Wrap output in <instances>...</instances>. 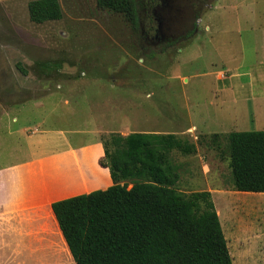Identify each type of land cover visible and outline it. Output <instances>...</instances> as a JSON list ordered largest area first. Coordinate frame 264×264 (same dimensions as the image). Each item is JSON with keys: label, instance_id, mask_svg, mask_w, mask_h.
I'll return each instance as SVG.
<instances>
[{"label": "rangeland", "instance_id": "obj_1", "mask_svg": "<svg viewBox=\"0 0 264 264\" xmlns=\"http://www.w3.org/2000/svg\"><path fill=\"white\" fill-rule=\"evenodd\" d=\"M29 1L0 0V164L29 141L60 150L100 140L111 150L114 133H174L196 149L171 152L175 188L213 193L234 264H259L233 234L235 200L247 192L234 189L227 135L264 129V0H209L196 32L172 45L144 39L157 23L141 33L95 0H58L62 17L42 23L30 20ZM225 69L238 76L223 81ZM228 84L237 87L223 92ZM10 254L0 246V261Z\"/></svg>", "mask_w": 264, "mask_h": 264}, {"label": "trees", "instance_id": "obj_2", "mask_svg": "<svg viewBox=\"0 0 264 264\" xmlns=\"http://www.w3.org/2000/svg\"><path fill=\"white\" fill-rule=\"evenodd\" d=\"M139 28L136 0H95ZM31 21L62 17L58 0H32ZM234 189L264 192V129L227 135ZM100 165L112 184L52 203L76 264H233L211 192L175 188L171 152H195L174 133L112 134Z\"/></svg>", "mask_w": 264, "mask_h": 264}, {"label": "crops", "instance_id": "obj_3", "mask_svg": "<svg viewBox=\"0 0 264 264\" xmlns=\"http://www.w3.org/2000/svg\"><path fill=\"white\" fill-rule=\"evenodd\" d=\"M237 76V70L225 69L222 79L232 80ZM236 87L223 85V92H233L230 89ZM40 138L34 141L41 143ZM29 143V149L15 151L20 153L18 158L11 154L8 161L0 164V246L11 252L0 264H76L52 203L106 189L112 184L109 169L100 165L103 143L95 140L76 147L68 144L60 150L42 146L38 150L32 147L33 142ZM22 151L26 152L22 155ZM225 197V193H220V199ZM219 220L223 230L220 217ZM233 220L239 251L260 253L259 264H264V192L239 193ZM223 233L225 236L224 230ZM54 234L61 242V250L54 241ZM225 239L227 242L226 236Z\"/></svg>", "mask_w": 264, "mask_h": 264}, {"label": "flooded vegetation", "instance_id": "obj_4", "mask_svg": "<svg viewBox=\"0 0 264 264\" xmlns=\"http://www.w3.org/2000/svg\"><path fill=\"white\" fill-rule=\"evenodd\" d=\"M209 0H144L139 27L142 23H157L152 37L144 38L149 44L172 45L196 32L201 7Z\"/></svg>", "mask_w": 264, "mask_h": 264}]
</instances>
